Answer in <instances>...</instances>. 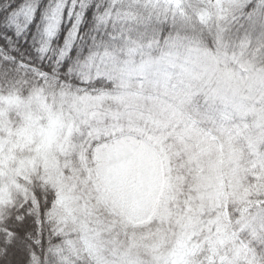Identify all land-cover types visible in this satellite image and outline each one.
I'll use <instances>...</instances> for the list:
<instances>
[{"label": "clouds", "instance_id": "obj_1", "mask_svg": "<svg viewBox=\"0 0 264 264\" xmlns=\"http://www.w3.org/2000/svg\"><path fill=\"white\" fill-rule=\"evenodd\" d=\"M31 2L46 14L59 3L72 26L60 43L61 23L50 34L43 19L26 48L33 63L21 68L8 49L27 33L0 21V91L15 83L25 97L42 92L47 107L41 100L24 118L46 127L50 109L60 122L47 165L22 166L11 198L0 195V234L23 230L12 241L24 264H115L121 250L135 264L177 252L183 264H264V21L248 20L258 0H191L189 24L157 18L144 0ZM173 41L177 67L132 89L140 95L127 108L110 66L156 61ZM190 52L199 62L185 75ZM116 145L154 178L131 214L109 200L98 172V151ZM7 247L0 264H10Z\"/></svg>", "mask_w": 264, "mask_h": 264}, {"label": "snow or ice", "instance_id": "obj_2", "mask_svg": "<svg viewBox=\"0 0 264 264\" xmlns=\"http://www.w3.org/2000/svg\"><path fill=\"white\" fill-rule=\"evenodd\" d=\"M35 6L30 0H25L13 9L12 13H8V16L15 13L31 22L35 15ZM81 7L87 6L82 4ZM143 7L150 13H154L157 18L170 16L174 22L181 24L191 23L196 15L191 0H144ZM233 7L242 8L243 0H237ZM64 12L62 6L57 3L50 11H47V14H44L43 18L48 23L50 34L62 22ZM248 20L252 23L264 21V0H258L255 9L248 13ZM79 22H81L79 17H75L74 25L77 32ZM15 27L18 31L20 30L19 24ZM179 47L176 41L171 42L169 44L171 50L163 53L156 61L148 60L137 64L135 61L125 60L113 63L108 74L110 78L118 80L123 89L118 99L129 109L135 107L140 93L132 89L136 87L142 89L145 84H159L160 80L153 79L157 75L166 79L167 68L177 67V60L180 58ZM11 59L15 61L16 58L12 56ZM198 62L199 58L190 52L183 57L179 67L183 74L191 75ZM19 66L23 68L25 65L21 63ZM40 75L42 79L47 80L44 73ZM41 100L43 106L47 107L48 98L42 92L30 93L25 97L18 91L15 83L6 90L0 91V195L7 192L9 199L11 186L14 184L17 173L23 170L22 166L34 164L36 160H41L47 165L48 152L55 142L60 127L59 119L51 114L50 109L46 127L39 126L30 116L27 119L24 118V113L30 112L34 104L40 106ZM13 115L19 116L20 119L14 121ZM128 151L116 145L108 150H99L97 158L98 172L105 177L109 200L116 203L122 211L131 214L137 210V204L146 203L150 198L154 178L146 168L143 158L138 155H128ZM25 152L31 155L26 157ZM113 160L116 162L113 163ZM13 232L21 233L23 230H5L3 234H0V247L8 244L6 251L10 254V264H24V254L12 241ZM122 251L117 253L118 259L115 264H135L131 258V251L129 250L126 254H122ZM174 255L176 259L169 260L161 254L156 258V264H183L179 253Z\"/></svg>", "mask_w": 264, "mask_h": 264}, {"label": "trees", "instance_id": "obj_3", "mask_svg": "<svg viewBox=\"0 0 264 264\" xmlns=\"http://www.w3.org/2000/svg\"><path fill=\"white\" fill-rule=\"evenodd\" d=\"M24 2L25 0H8V2L5 3V0H0V21H3L4 27L11 30L13 34L16 36H22L25 32L27 33L28 39L23 40V46H21L20 44L13 45L12 41H8L10 45H13L10 49H8V51L12 56L16 58V60L19 63L28 65L33 63L31 57L29 56V53L26 51V48L30 47L29 39L32 38L34 33L39 31V28L44 19L43 16L44 14H46V12L41 7L35 6V15L31 19V22L25 20L24 17L22 16H17L15 13H13L12 16H8V13H12L13 9H15L18 5ZM43 3L46 4L47 0H43ZM85 15L88 16L89 19H91L90 12L86 13ZM67 16H68L67 9H65L64 17L67 19ZM16 24L20 25L19 31L15 27ZM71 26H72L71 19H67L66 24L63 21L61 22L60 30L57 33V37L60 43H65L66 35L68 33V30L71 28ZM4 39H6V37H4ZM0 51H4V49H0ZM85 51H87L86 48ZM73 54H76L75 48H73ZM20 235L23 237L24 233L21 232Z\"/></svg>", "mask_w": 264, "mask_h": 264}]
</instances>
